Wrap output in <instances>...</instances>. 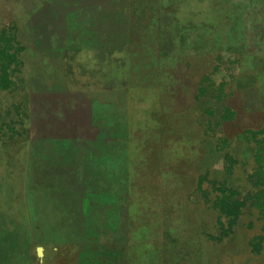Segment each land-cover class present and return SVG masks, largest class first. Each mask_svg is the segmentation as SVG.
Listing matches in <instances>:
<instances>
[{
	"label": "rangeland",
	"instance_id": "1",
	"mask_svg": "<svg viewBox=\"0 0 264 264\" xmlns=\"http://www.w3.org/2000/svg\"><path fill=\"white\" fill-rule=\"evenodd\" d=\"M2 27L0 264H264L255 212L224 233L201 199L248 190L264 0H0Z\"/></svg>",
	"mask_w": 264,
	"mask_h": 264
},
{
	"label": "trees",
	"instance_id": "2",
	"mask_svg": "<svg viewBox=\"0 0 264 264\" xmlns=\"http://www.w3.org/2000/svg\"><path fill=\"white\" fill-rule=\"evenodd\" d=\"M21 48L16 41L14 29L11 27L0 28V90L9 89L16 69L20 66ZM203 79V78H202ZM202 93V90H200ZM222 111L217 116L218 122L232 121L234 113L227 107H221ZM242 139L246 144H251L253 149L252 166L245 179L248 190L243 194L237 190L225 186L223 182L210 183L208 180L197 182V189H201V184L209 185L213 197L210 198L207 191L203 190L201 197L205 204L210 203V207L218 214L217 220L220 223V232H229L235 221L243 212H255L258 221L264 224V124L257 130H245L242 132ZM224 142V141H223ZM226 168L234 165V162L227 154L223 155ZM223 220V221H222ZM264 241V234L255 236L248 244L251 253H257L260 244Z\"/></svg>",
	"mask_w": 264,
	"mask_h": 264
},
{
	"label": "water",
	"instance_id": "3",
	"mask_svg": "<svg viewBox=\"0 0 264 264\" xmlns=\"http://www.w3.org/2000/svg\"><path fill=\"white\" fill-rule=\"evenodd\" d=\"M36 256H37L38 258L41 257V251H40V249H36Z\"/></svg>",
	"mask_w": 264,
	"mask_h": 264
}]
</instances>
